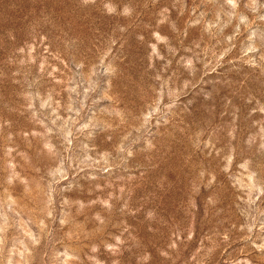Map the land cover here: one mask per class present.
I'll list each match as a JSON object with an SVG mask.
<instances>
[{
    "label": "rangeland",
    "instance_id": "obj_1",
    "mask_svg": "<svg viewBox=\"0 0 264 264\" xmlns=\"http://www.w3.org/2000/svg\"><path fill=\"white\" fill-rule=\"evenodd\" d=\"M0 264H264V0H0Z\"/></svg>",
    "mask_w": 264,
    "mask_h": 264
}]
</instances>
